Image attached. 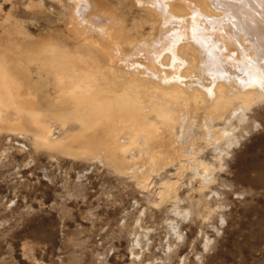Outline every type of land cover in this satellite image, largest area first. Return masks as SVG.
I'll use <instances>...</instances> for the list:
<instances>
[{"label":"rangeland","instance_id":"rangeland-1","mask_svg":"<svg viewBox=\"0 0 264 264\" xmlns=\"http://www.w3.org/2000/svg\"><path fill=\"white\" fill-rule=\"evenodd\" d=\"M86 1L87 16L81 0H0V64L22 73L26 67L29 79L22 78L31 82L17 96L49 117L52 143L34 141L26 112L17 117L13 108L0 107V264H264V101L248 111L246 133L241 125L235 129L243 135L204 191L211 212L196 206L201 197L190 190V173L178 180L175 165L157 167L142 180L139 159L115 164L103 154L88 157L78 121L61 110L51 74L38 69V61L50 60L45 49L83 55L72 30L77 21L87 23L83 17L119 16L142 38L152 37L154 19L135 0ZM193 115L198 122L188 129L197 136L209 121ZM206 150L202 158H213L212 147ZM166 180L179 181L167 198ZM212 195L220 197L217 203ZM190 204L195 209L182 220L183 237L170 236L168 222L179 220L174 209ZM136 238L140 245L133 248Z\"/></svg>","mask_w":264,"mask_h":264},{"label":"bare ground","instance_id":"bare-ground-1","mask_svg":"<svg viewBox=\"0 0 264 264\" xmlns=\"http://www.w3.org/2000/svg\"><path fill=\"white\" fill-rule=\"evenodd\" d=\"M135 1L154 19L151 38L132 34L119 16L89 15L83 17L86 24L72 25L83 55L45 49L43 57L50 60L39 59L38 69L51 74L55 101L78 121L88 157L101 160L103 154L115 164H123L126 156L139 159L142 180L157 167L175 165L178 180L190 173V190L201 197L196 206L202 203L211 212L204 191L239 143L243 134L236 135L235 129L241 125L246 133L248 111L264 101V0ZM80 6L87 16L88 2L81 0ZM24 70L0 64V107L13 108L17 117L26 112L36 129L34 141L51 145L49 117L42 119L40 111L25 107L17 96L31 82ZM193 114L209 121L197 136L188 129L198 120ZM211 147L212 160L202 158ZM178 182H162V196L174 194ZM218 196H211L215 203ZM193 209L192 204L174 209L179 220L168 222L170 236L183 237L182 220ZM140 241L136 238L133 248ZM171 245L167 241L168 252ZM130 254L140 258L138 252Z\"/></svg>","mask_w":264,"mask_h":264}]
</instances>
